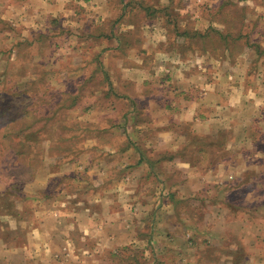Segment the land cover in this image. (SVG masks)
<instances>
[{
  "label": "crops",
  "instance_id": "0c3cea01",
  "mask_svg": "<svg viewBox=\"0 0 264 264\" xmlns=\"http://www.w3.org/2000/svg\"><path fill=\"white\" fill-rule=\"evenodd\" d=\"M222 52L176 48L153 65L128 55L109 103L80 108L79 154L36 170L30 221L10 227L20 239L4 240L0 226V264H204L201 245L220 238L181 205L209 211L214 183L236 177L264 140V70L252 72L248 53Z\"/></svg>",
  "mask_w": 264,
  "mask_h": 264
},
{
  "label": "rangeland",
  "instance_id": "374dc122",
  "mask_svg": "<svg viewBox=\"0 0 264 264\" xmlns=\"http://www.w3.org/2000/svg\"><path fill=\"white\" fill-rule=\"evenodd\" d=\"M67 2L0 0V136L7 131L17 141L0 140V226L10 243L24 233L10 229L18 217L27 213L30 221L26 194L36 170L46 159L79 154L87 128L79 112L109 103L104 94L129 56L153 65L160 53L193 48L221 59L228 47L252 56V72L264 70V0ZM258 147L231 169L236 177L214 183L209 211L189 200L181 205L220 238L219 246L201 245L204 264H264V140Z\"/></svg>",
  "mask_w": 264,
  "mask_h": 264
},
{
  "label": "trees",
  "instance_id": "16d2710c",
  "mask_svg": "<svg viewBox=\"0 0 264 264\" xmlns=\"http://www.w3.org/2000/svg\"><path fill=\"white\" fill-rule=\"evenodd\" d=\"M10 136H14V137H12V141H11V138H9ZM29 137V136H28ZM15 139V135L14 134H12V133H8L7 131L6 132H2V134H1V136H0V140H1V143H3V141H5V140H8V142L10 141V143H13V144H17V141H16V139ZM14 140V141H13ZM6 144H7V142H6ZM9 146L10 145H8V148H9ZM15 155V154H14ZM231 205H233V204H231ZM234 208H237V206H233Z\"/></svg>",
  "mask_w": 264,
  "mask_h": 264
}]
</instances>
